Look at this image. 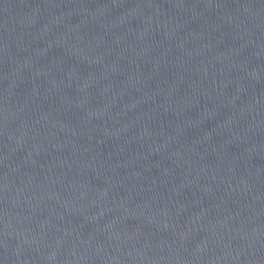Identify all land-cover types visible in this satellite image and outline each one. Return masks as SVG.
<instances>
[{
  "label": "water",
  "instance_id": "1",
  "mask_svg": "<svg viewBox=\"0 0 264 264\" xmlns=\"http://www.w3.org/2000/svg\"><path fill=\"white\" fill-rule=\"evenodd\" d=\"M0 264H264V0H0Z\"/></svg>",
  "mask_w": 264,
  "mask_h": 264
}]
</instances>
